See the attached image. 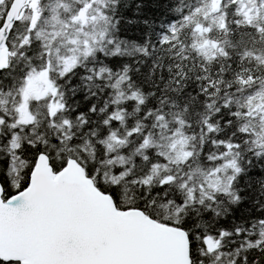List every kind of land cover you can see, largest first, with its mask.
I'll return each instance as SVG.
<instances>
[{
	"label": "snow or ice",
	"instance_id": "obj_1",
	"mask_svg": "<svg viewBox=\"0 0 264 264\" xmlns=\"http://www.w3.org/2000/svg\"><path fill=\"white\" fill-rule=\"evenodd\" d=\"M0 264H264V0H0Z\"/></svg>",
	"mask_w": 264,
	"mask_h": 264
}]
</instances>
